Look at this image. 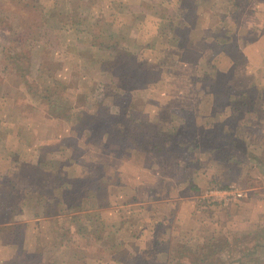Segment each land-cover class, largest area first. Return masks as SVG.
<instances>
[{"label":"rangeland","instance_id":"obj_1","mask_svg":"<svg viewBox=\"0 0 264 264\" xmlns=\"http://www.w3.org/2000/svg\"><path fill=\"white\" fill-rule=\"evenodd\" d=\"M181 1L183 0H57L55 6H51V10L43 13V8L50 5V2L0 0V144L1 149L5 150L7 143L3 140L8 141L13 133V125H17L18 138L15 140L17 146L11 152L2 153L13 154L14 164L20 165L18 167L21 176H24V181L28 180V177L31 180V177L37 176L33 172L35 169L48 171L44 176L56 173L61 181L66 178L69 181L72 179L69 177L70 166L77 164L76 166L80 167L84 164L86 153L94 155L95 161L100 159L101 154L118 158L121 154H129L136 147L140 149L133 144V139L141 140L149 136L157 141L167 139L166 142H169L168 145L173 149L171 154L155 155L154 151L149 153L154 156H169L176 151L182 154L180 158L190 155L192 160H198L195 158L198 154L196 151L198 146L215 147L218 142L213 141L212 137L217 133L220 135L226 131L236 130L244 134L243 138L237 141L240 151L232 154L229 152V144L222 142L223 147L225 145L228 147L226 149L228 153L221 156L224 157L222 160L228 158L226 161L228 164H238L237 168L234 167L237 171L234 179L229 176L227 171L229 167H225L222 186L236 185L248 189L243 198L232 202L229 206L213 204L209 207L199 200V193L211 185L219 186L215 183L209 185L208 182L205 186L198 187L194 200L193 212L196 213V217L204 218L208 222H216V226L204 228V232L211 236L202 243L222 236L229 243L226 248L217 250L213 256L200 263L194 260L199 257L196 250L203 244L198 246L193 239H189L188 242L176 237L168 238L166 241L160 239L161 243H156L159 244L157 251L154 247L155 253L147 252L145 249L135 251L133 247L135 241L128 239L123 243L127 248L119 253L115 247L116 239L108 238L103 244L101 238L103 224L100 232L96 234L101 236L100 238H96L94 228L88 229L86 226L85 218L90 221L91 217L95 214L99 216L100 212L95 210L83 213L80 209L81 202L77 204L78 201L69 208L62 196L64 190L60 186L59 189L51 190L49 194L64 203L71 214L66 223L62 220L60 225L62 229H67V234L64 232L61 234L65 245L70 246L71 250L57 255L47 254L45 258L47 264H60L56 262L62 264H85V262L88 264H101V262L104 264H111L110 262L115 264L118 262L120 264H264V126L254 125V128H248L245 124L241 114L248 104L247 95L233 88V70L216 74L211 64L207 62L202 61L200 64L191 61L192 65L187 68L180 67L178 62L173 64L171 60L178 57L183 50L201 52L203 49L201 42L195 41L197 39L195 37L201 33L196 28L200 21L215 24L221 22L223 31L217 41L225 39L232 28L241 23L251 25L249 29L243 28L244 36L241 38L245 41L258 40L260 30L256 29V26H264V0H188L184 5L193 24L184 30L186 38L180 43L178 42L180 36L177 34L175 38L170 39L173 35L172 26L180 22L178 19L180 13L166 15V11L169 8L177 9ZM134 10L144 11L148 15L146 21L144 18H138V22L131 28L140 38L141 44L147 43L145 48L150 52L143 50L142 53L138 52L135 55L128 54L125 59L120 56L121 58L111 60L99 59L98 55L88 50L90 43L93 42L98 47H106V49L110 46L108 51L114 52L116 39L112 35L116 34L117 29L125 30L128 27L130 13ZM135 20L136 18L132 23ZM259 47L262 49L261 46ZM263 52L254 50L251 59H255ZM187 56L191 59L195 55L189 53ZM241 62L242 57L237 59V65ZM246 65V62L239 65L241 67L238 71L245 70ZM166 70L169 76L172 71L177 70L192 73L197 86L201 87L202 91L206 89L208 95L200 93L204 98L201 96V108L199 111L198 108L195 109V115L191 113L190 116H185L180 111V114H175L176 123L155 124L149 120V112L146 110L151 104V101L144 99L147 95L135 94L131 90L162 86L164 81L166 84H171L167 83L170 77L167 79L164 77ZM113 74L117 79L111 78V76L115 77ZM170 80L172 82V78ZM176 83L178 84V81L173 79L172 84L176 85ZM230 98L234 101L232 103L235 108L238 106L243 110L236 109L234 112L226 113L225 105L230 106ZM198 104L200 107L199 100ZM198 104L196 103L195 106L197 107ZM209 104H214L208 116L210 126L207 130L209 133L206 134L211 140L203 141V139L201 143L198 135L204 130H201V133L197 132L195 119H199L200 112L204 113L208 110ZM184 119L190 120L191 127L194 126L196 132L193 135L173 137L174 135L171 134H155V131L164 133L169 126L179 125ZM251 129L257 130L254 132L253 142H250L251 140L245 142V133L250 137ZM149 130L153 132L148 134ZM252 151L254 155L257 153L259 155L253 157ZM34 152L37 153L36 156ZM229 154L233 157H229ZM0 156V168H3L6 159L4 155ZM246 157H249L247 162L252 161L249 169L246 165L242 166L243 163L246 164L244 160ZM30 165L34 167L30 168ZM22 168L24 171L30 170L25 172L29 175L24 174ZM109 171L110 176L99 171L96 178L99 183H93L92 179L83 177L74 181V190L80 196L86 187L89 193L95 192L96 195H100L99 199L93 197L96 205L99 203L101 205L94 209L98 210L105 206L103 205L106 203V199H103L105 192L110 193L114 200L115 196L124 193L121 188H110L108 191L105 188L104 191L102 184L105 183L107 186L109 182L117 181L116 173L111 169ZM45 180L41 179V182ZM63 185L70 186V183L64 182ZM253 186L261 188L249 189ZM42 190L29 188L31 196L28 198L32 199V209L37 204H41V193L45 194ZM124 194L126 198L131 196L130 193ZM252 195L256 196L247 206V199ZM84 198L89 197L81 196V200ZM87 214L92 215L88 217ZM150 215L148 217L151 218L154 213ZM246 221L250 224L247 225ZM74 223L77 227L73 225ZM147 223L152 224L150 220ZM71 224L74 229H78L79 235L74 236L70 233ZM185 228L188 229L187 226ZM195 228L198 229V226ZM197 231L201 233L203 230ZM37 237L39 239L33 242V248L29 245L31 251L27 254L17 253L13 264H41V260L39 262L36 259L38 256L41 258V253L38 251H42V245L49 239L47 237L41 241V235ZM27 239L29 235L24 231L8 235V232L5 234L0 230V242H10L16 247L19 246V250ZM48 243L44 246L45 251L52 250L48 248L54 246L53 239ZM145 245L147 243L143 247H146ZM62 249L64 250L65 247Z\"/></svg>","mask_w":264,"mask_h":264},{"label":"crops","instance_id":"obj_2","mask_svg":"<svg viewBox=\"0 0 264 264\" xmlns=\"http://www.w3.org/2000/svg\"><path fill=\"white\" fill-rule=\"evenodd\" d=\"M45 1L50 2V5L43 8V13H47L49 9L51 10V6L54 7L57 3V0ZM187 2L188 0H183L178 4L177 9L169 8L166 11V15L173 14L174 12L180 13V17H178L180 22L172 26L173 35L170 36V39H172V37L175 38L176 34L180 36L178 42L186 38L184 30L190 28L193 24L186 10L185 5ZM182 6H184V8H182ZM188 12L190 13L189 10ZM130 15L129 25H132H127L128 27H126L125 30L117 29L115 32L116 34L113 33L112 35L113 38L116 39V43L113 47L115 50L114 52L108 51L110 46L106 49V47H98V45L93 42L90 43L88 50L98 55L99 59L104 58L111 60L121 57L125 59L128 57V54L135 55L138 52L142 53L143 50L146 51L147 49L145 47L147 43L141 44L140 38L132 31L131 27L138 22V18H144V21H146L148 15L146 12L140 10H134ZM135 18L136 20L132 23V20ZM155 24H157V22H155ZM196 28L197 31L201 32L195 37L197 38L195 41H200L202 44L203 49L201 52L196 53L190 50H183L178 54V57L171 59L173 60L172 63L178 62L180 67L185 66L188 68V66L192 65L191 61L200 64L202 61L207 62V64H211L216 74L217 72L220 74L226 73L229 69L233 70V88H235L237 92L247 95L248 104L245 105L246 108L241 114L243 119H245V124L248 128H254V125L259 127L264 126V26H256V29L260 30V34L257 36L258 40L252 39L249 41H245L241 38V36H244L242 31L244 30L243 28H251V25L247 23L236 25L232 28L229 36H225L226 38L220 41H217V38L222 35L221 31L223 30L221 22L220 24H215L209 21H200ZM188 37H190V34H188ZM259 46H261L262 49H260ZM254 50L259 53L262 50L263 53L255 57V59H251ZM189 53L195 56L190 59L187 56ZM248 55L249 58H247ZM237 56L239 58L242 57V62L239 65H243L246 62L247 68L245 70L238 71V68L241 66L237 65V59H239ZM248 63L250 64L248 65ZM211 74L215 75V73L212 72ZM170 75L171 76L167 74L166 70L164 77L166 79L170 77L167 83L171 84H166L164 81L162 86H148L131 90L134 91L135 94L141 93L147 95L144 99L151 101V104L146 110L149 112V120L155 124H164L165 122H167V124L176 123L175 114H180V111L185 116H190L191 113L195 115V109L198 108L197 110L199 111L201 108V98L203 96L200 95V93L208 95L206 89L202 91L201 87L197 86V82H195L192 73L177 70L172 71ZM111 78L117 79L116 76H111ZM171 78L172 82H170ZM173 79L178 81V84L176 83V85H173ZM198 100L200 101V107ZM232 102L234 103L233 100L229 102V107L225 105L226 113L234 112L236 109L243 110L238 106L235 108ZM196 103L198 104L197 107L195 106ZM213 105L209 104V108L206 112H200L199 115L201 116L199 119L195 116V124L198 127L197 132L201 133V130H204V133L202 132L198 135L200 137L199 141L203 139V141L211 140V137H206V134L209 133V131H207L210 126L208 116L210 111L213 110ZM13 126L11 137L8 141L3 140L7 143L6 145L4 144L6 146L5 150L1 149L2 145L0 144V155H4L6 159V165L0 168V230L5 234L8 232V235L18 234L24 231V233L29 235V239L24 241L21 250H19V246L16 247L14 244H10V242H0V264H13L14 256L17 253H29L33 248V242L37 240V236L40 235L41 241L48 237V242L53 239L54 243V246L48 248L52 250L45 251L46 249L44 246L49 244L47 242L42 245V251H38V253H41V258L38 256L36 259L39 262L41 260V264H47L48 262L45 260L47 254L53 253V255H57L71 250L70 246L67 247L65 245L61 234L63 232L67 234V229H62L60 226L61 221L63 220V222L66 223V220L71 214L64 203L60 200L58 201V199L56 200L49 194L51 190L59 189L64 182L61 181L59 175H55L56 173H50V176H44L48 171H39V169L33 171L36 173V177H31V180H29L28 177V180L25 179L24 181V176H21V170L18 167L20 165L14 164L13 154L2 153L6 151L11 152V150L15 149L17 146V142L15 141L16 138H18L17 125ZM255 131L251 129L252 133L250 137L249 134L245 133V142L247 140L253 142L252 139ZM243 136V133H239V131L236 130H233V132L231 130L226 131L220 135L217 133L212 137L213 141L218 142V144H215V147L198 146L199 148L196 150L198 154L197 156L195 155V158H198V160H192L190 155L180 158L182 154L176 151L169 156H154L151 153L143 152L137 147L131 150L129 154H121L118 158H114L115 156L111 157V155L108 156L107 154H101L100 159L96 161L93 159L94 155H91V153L88 155L86 153V162L84 164H81L80 167H77V164H75V166H73L74 164L70 166L71 171L69 177L89 178L92 179L93 183H99V180L96 179L98 178L99 171L110 176L109 170L111 169L116 173L117 181L109 182L107 186H105V183L102 184L104 191L105 188H107V191L110 190V188H121L122 192L131 194L129 198H126V195L122 193L118 197L115 196L114 200L110 193L108 194L105 192V194H103L105 196L103 199H106V203L103 204L105 206L98 210L97 208L94 209L97 205L93 197L87 196L89 198L81 200L80 209L83 213L95 210L100 212L101 216L99 215L98 218L99 220L101 219L100 221L103 224L102 242L105 244L108 238L116 239L115 247L118 249L117 251L119 253L124 252L125 248H127L126 244L123 243L128 239H133V241H135V246L133 247L135 251L138 250V252L145 249L147 252L152 251L155 253L154 249L156 248L157 251V246L159 245L156 243H161L160 239L166 241L168 238L171 239L173 237L185 240L186 242H188L189 239H193L199 246L211 236L204 232V228L216 226V222H208L204 220V218L198 219L196 217V213L193 212L195 194L198 192V187L201 188L208 182L210 183L209 185L215 183L219 187H225L222 186L221 181L223 180L222 175L225 174L223 172V170L226 169L225 167H229L227 171L231 179L236 178L234 176L237 174V171L234 167L237 168L238 164L232 165V163H226L228 158L222 160L224 157L221 156L228 153V151H226L228 147L226 145L223 147L222 142L229 144V152L233 154L235 151H240L237 141L241 140ZM198 143L200 144V142ZM253 147H255V145ZM257 147L258 146H256V148ZM35 153L36 152H34V154ZM36 155L37 153L34 156ZM258 155V153L254 155L252 151L253 157ZM230 156L233 157L229 154V157ZM248 159L249 157L244 159L246 160V164L243 163L242 166L246 165L249 169L251 168L252 161L247 162ZM33 167V165H30V168ZM22 171L24 174L29 175V173L25 172L30 170L24 171L23 169ZM41 179L46 180L45 182H41ZM95 180L98 182H94ZM18 181L21 182L18 183ZM29 188L37 191L43 189L42 191L45 192V194L41 193V204H37L34 209H32V199L28 198L31 196ZM239 188L244 190V193L248 190L241 187ZM256 188L261 187L253 186L249 189L256 190ZM121 191L119 190V193ZM255 196L256 195H252L247 199V206L252 203V200H254L253 197ZM153 213V217H148ZM74 219H76V217H74ZM85 219L86 226L89 229L91 227L90 221L87 218ZM149 220L152 222L151 225L147 223ZM247 220H249L248 217ZM197 223L199 224L197 225ZM75 224L76 223L73 225L75 226ZM220 224L222 223L220 222ZM249 224L250 222H248L247 225ZM186 226L188 229L185 228ZM196 226H198V229H202L203 233H200V231L198 232V229L195 228ZM253 227H251V229ZM77 231L78 229H74L71 224L70 233L77 236L79 235ZM181 242L183 243V241ZM146 243V247H143ZM29 245L32 248H29ZM62 247H65V249L63 250ZM119 248H121V250ZM103 252H105L104 248ZM55 258L59 260L58 257ZM56 263L62 264V262ZM110 263L115 264L113 262ZM85 264L88 263L85 262ZM101 264L104 263L101 262ZM116 264L120 263L118 262Z\"/></svg>","mask_w":264,"mask_h":264},{"label":"trees","instance_id":"obj_3","mask_svg":"<svg viewBox=\"0 0 264 264\" xmlns=\"http://www.w3.org/2000/svg\"><path fill=\"white\" fill-rule=\"evenodd\" d=\"M149 131L150 132H147L148 134L153 132L151 130H149ZM195 132L196 131H195L194 126L191 127V125H190V120L184 119V121L181 122L179 125L169 126L164 133H162L161 131H155V134H160V135L161 134L162 135L163 134H166V135L171 134V135H174L173 137H175V136L176 137H184L187 134L193 135ZM166 141H167V139L157 141L156 139H154V137L149 136V137H143L141 140L140 139H133V142H134L133 144H135L142 151H145L147 153L154 151L155 155L171 154L173 149H172L171 145H168L169 142H166ZM77 180H78V178H72L69 181L67 178H66V180L62 179L63 182H65V183L69 182L70 183V186L65 185V187H64L63 184L61 186L62 189L64 190V193L62 194V196L65 198L64 201L69 208L72 207L73 203L76 201H78L77 204H79L81 202V196H90V197L95 196L94 198H96V197L98 199L100 198L99 197L100 195H96L95 192L93 194L89 193V191L87 190V187L84 189L83 194L80 196L78 194V192H76L74 190V186H75L74 181H77ZM82 188L80 187V189H82ZM97 206H100V203ZM90 215H92V214H90ZM90 215L87 214L88 217ZM91 218L92 219L90 220V226L92 228H94L93 232L96 235L101 230L102 222L99 220L97 214H95ZM100 237L101 236L96 235V238H100ZM228 244L229 243L227 242V240L225 238H223L222 236L213 238L210 241H207V243H204L201 248L196 250V252H198V254H199V257H197L194 261L195 262L198 261V263H200L201 261L207 260L208 258L213 256L217 250H220L222 248H226L228 246Z\"/></svg>","mask_w":264,"mask_h":264},{"label":"built area","instance_id":"obj_4","mask_svg":"<svg viewBox=\"0 0 264 264\" xmlns=\"http://www.w3.org/2000/svg\"><path fill=\"white\" fill-rule=\"evenodd\" d=\"M199 194V200L203 201L204 204H207L209 207L213 204H217L218 206H229L232 202L243 198L244 190L236 185H230L224 188L211 185Z\"/></svg>","mask_w":264,"mask_h":264}]
</instances>
